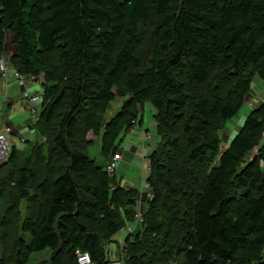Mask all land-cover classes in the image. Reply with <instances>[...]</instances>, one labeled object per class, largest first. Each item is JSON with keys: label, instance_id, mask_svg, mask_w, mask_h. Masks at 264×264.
Wrapping results in <instances>:
<instances>
[{"label": "trees", "instance_id": "1", "mask_svg": "<svg viewBox=\"0 0 264 264\" xmlns=\"http://www.w3.org/2000/svg\"><path fill=\"white\" fill-rule=\"evenodd\" d=\"M142 26L151 31L155 45L144 68ZM8 32L16 46L10 58L13 69L44 74L52 83L49 88L42 83L44 126L54 121L56 111L69 99L50 150V158L67 159L68 164L36 188V197L47 206L45 211L40 209V221L27 225L30 242H20V255L49 248L51 264H78V252L89 253L94 264L110 262L95 223L82 218L81 212L99 218L110 241L126 223L122 212L113 208L111 175L102 168H95L94 184H84L86 192L82 191L76 173L90 169L92 159L74 147V139L84 117L86 130L101 136L103 126L88 120V100L107 106L118 97L125 100L123 107L150 100L162 138L148 157L147 182L153 199L145 203L147 226L126 241L129 264H146L141 258L151 230L149 221L162 208L168 209L172 220L180 221L182 238L174 249L183 257L177 264L264 263V102L251 111L243 131L221 154L219 136L222 122L234 119L243 108L253 78L264 81V0H0V57ZM51 57L58 60L59 75ZM219 65L218 79L232 83L224 93L214 87L213 95L200 94L190 103L179 75L184 74L192 87L205 86ZM122 79L125 88L115 92ZM1 99L0 91V106ZM188 110L191 113L177 129L178 136L174 122ZM112 125L105 127L107 160L121 132L112 130ZM261 141V154L244 163ZM183 143L182 163L176 168L179 165L191 181L179 200L171 174ZM217 156L218 162L201 178L185 166L204 169L208 158ZM16 157L14 147L8 162ZM31 165L29 157L15 181L11 172L0 177V196L12 182L16 199H28L36 178ZM136 203L131 192L127 204L134 209ZM161 231L162 225H156L151 233L159 236Z\"/></svg>", "mask_w": 264, "mask_h": 264}, {"label": "rangeland", "instance_id": "2", "mask_svg": "<svg viewBox=\"0 0 264 264\" xmlns=\"http://www.w3.org/2000/svg\"><path fill=\"white\" fill-rule=\"evenodd\" d=\"M142 28L143 34L140 49L144 51V61L142 63L144 68L149 65L148 59L153 56L152 52L153 50H155V45L151 42V31L145 28V26H142ZM9 49L14 52V54H10V57L9 54H7V50ZM15 51L16 46L12 43L11 34L10 32H8L5 40L4 50L0 57V61H2V58H4L5 56H8L9 62L7 65L11 68H14L15 66L13 62H11L10 58L15 55ZM50 62L56 65V72L59 75V73L61 72V68L60 66H58L59 63L57 58L55 59L54 57H51ZM22 72H24L23 74L26 76V78H28L27 84L31 86L26 88L22 87L24 88V91L23 94L21 93V97H23L25 92H27L28 94L42 93L44 91V86L42 85V83H47L48 88L52 85V83L45 78L44 74L36 76L34 74H30L28 71L25 70H23ZM221 72L222 67L221 65H219L215 68L213 75L214 78L209 81V84L200 87L190 86L186 80L185 75L180 74V80L185 85L186 92L190 97V103H193L196 100L197 96H199L200 94L213 95L214 92H216L214 87L221 88V93H224L226 88L232 83V81H222L221 79H218ZM32 78H34V82H31ZM13 82L14 81L7 83L2 78H0L1 92L4 93L5 90L7 91L9 88L8 85ZM35 82L38 83L34 85ZM124 88L125 79H122L120 83L114 86V91L117 92L118 90H122ZM263 101L264 81H261L257 77H254L252 90L249 94L246 95L245 104L240 110L238 116L228 122H222V129L219 133L221 141L220 154L231 144V141L234 139V137L243 131L244 123L247 116L251 113V111L259 107L263 103ZM67 102H69L68 97L63 102V105L56 111L55 119L54 121H52L51 124L44 126V121H40L39 119L35 125L30 127L32 133H28L27 131H25L24 134L19 131L20 128L14 127L23 126L26 129L30 125L31 116L28 114L27 108L23 105L22 98L21 102L18 101L16 104H14V106H11L9 109H7V112L3 113L4 115L2 114V110L0 109V117L2 118L3 122L5 123L6 121H4V119H7L8 123L12 125L11 127L15 129L14 132L19 135L20 140H22V143H19L18 141L14 142L15 147L17 148L16 159L8 163H0V177L2 178L11 172L12 174H14L15 178L13 181H15L17 172L22 167L26 166L29 157H32V165L30 166V168L36 174V178L31 183L32 189L30 191L28 199H16V190L12 182L8 184V186H6V189L4 188L5 191L0 196V264H18L20 260L23 264H51L53 252L49 248L45 249L43 252L38 254H30L29 252H26L25 254L20 255L19 250L20 242H22V240L25 244H28L30 242V234L27 232V225L31 221H40L42 217L41 210L45 211L47 206L46 201L42 202L39 198L36 197V188L38 189V185L42 183L46 178L52 179L53 177L58 176V169L60 168V172H62L65 170L64 168L68 164L67 159L50 158V150L52 149V134L60 125V121L62 120L63 114L66 110L65 105ZM124 103L125 100L118 97L116 100H114L107 106L104 104H98V102L93 99H90L87 102V106L85 108L87 113L89 114V122H99L101 126H103V129L101 130V136H95L93 130H86L85 127L87 126L86 124H83L82 121H84V123H87V117H84L83 120L81 119L82 128L74 139V147H77L78 149L87 153L92 159V166L90 169L76 173L77 181L80 187L82 186V191L84 193L86 192L83 188L84 184H94V180L97 175L95 171L96 167L102 168L108 173V175H111L107 170V156L105 155L106 143L109 137V135L105 132V127L107 125H110L113 122V125L111 127L112 130L117 128H119V130L121 129L120 135L118 137V141H121V138L124 136L125 132L128 131L126 130L127 126H142V117L143 115H145L146 117H149L150 121L149 124L146 126H154L150 130H148L146 138L144 139L145 142L148 143V146L150 148L152 147V151L149 150L148 152L151 151V154L154 153L155 150H157V148L161 145L162 138L159 134V131L157 130V112L150 103V100H147L142 106L133 104L129 107H123ZM39 111L41 113L42 108H40ZM190 113V110H188V112L181 113L183 115H178V118L174 122V125L176 126L175 133L178 136L180 134V131L178 130L182 128V126L188 119V115ZM133 119L134 122H132V124L130 125L129 122L133 121ZM262 142L263 141H261V145L258 146L245 159L244 163L252 160V158H254L256 154H261L260 150L262 149ZM40 146L44 147L40 148ZM183 148L184 143L182 144L181 151L178 153V158H176L177 156L175 157L177 159L175 161L176 166L174 165L171 174L173 184H175V187H177L180 192V195L178 197L179 200L187 191L188 184L191 181V178L184 175V172L179 168V165L178 168H176L177 164L181 165L182 163V161L180 160V153H182ZM218 159L219 156L215 157L214 160L213 158L209 157L208 163L204 169H200L197 167L195 168L187 165L185 166L188 169H194V175L201 178L202 176H204L206 171H208L212 166H214L218 162ZM49 164H51L50 167ZM168 164L170 165V167H172L169 162ZM138 173L141 174V171H139ZM114 174L120 177L121 170L117 168ZM144 174L146 178L144 177L143 181L148 178V170H144L143 176ZM111 179L113 181L114 176H111ZM144 185L145 183L138 189V205H136L134 209H130L127 204V199L130 198V193L133 191L130 190V193L128 194L126 191H120L121 187L119 186V184H116V186H112L113 208L118 209L120 213L122 212L121 215H123L124 222L126 224L125 228L115 234L112 237L111 241L109 240V238H105V226L99 218L92 219L87 213L81 212L82 218L86 220L91 219L95 223L97 228L96 233L103 242V245H105V250L109 252L110 262H107V264H129L131 250L129 249V243L126 241L128 238H131V240H133L135 239V237L126 234V227L129 224L134 223L138 213H142L144 217V225L140 232L147 226V206L145 204L147 199L146 197H142V189L144 188ZM117 187L119 189H117ZM122 189L124 190V188ZM14 203H16L15 207ZM40 203L43 204L41 208ZM13 207L14 209H12ZM182 208L184 209V207ZM124 213H126V215H124ZM149 224L151 230L148 235V239H145V253L144 257L141 258L142 262H145L146 264H177L178 261L180 262L183 257L182 253L174 249L178 238H182L180 221L172 220L170 218L168 209L162 208L160 210L159 215L155 217L152 216L150 218ZM156 225H162V231L159 233V236H154V233H151L152 229H154V226ZM136 231L138 232L139 229H137ZM122 243H125V245H122ZM255 264L264 263H260V261L257 260L255 261Z\"/></svg>", "mask_w": 264, "mask_h": 264}, {"label": "crops", "instance_id": "3", "mask_svg": "<svg viewBox=\"0 0 264 264\" xmlns=\"http://www.w3.org/2000/svg\"><path fill=\"white\" fill-rule=\"evenodd\" d=\"M7 54H9L10 57L12 54H14V52H12L11 49H9L7 50ZM9 57L5 56L4 58H2L3 60L0 61V68L4 64H8ZM37 83H34V85H36ZM8 87H9L8 88L9 91L5 90L4 93L1 92L2 99H1L0 109L2 110V114L4 112L6 113L7 109H9L11 106H14V104H16L18 101L21 102V98H22L21 93L23 94L24 91V88L20 87L17 83L14 82L9 84ZM4 121L8 123L7 119H4ZM149 122H150L149 117L143 115L142 123L144 126L143 125L135 126V127L133 126L130 130L126 131L124 134L125 137L123 136L121 138L122 142L119 141L118 144H116V148L112 151V153L109 155V158L107 160V164H108L113 158V156L118 155L121 157V161L118 166V169L121 170V176L118 177L115 174L111 175L114 176V180L112 181L111 179V183L113 184V186L119 184V186L121 188H124L125 191H130V190L133 191L132 194H134V197L136 198V202H137L136 205H138L137 198H139L138 189L148 180L147 178L146 180L143 181L144 177L146 178L145 174L143 176L144 170H148V177L150 176V161L148 157L151 154L150 152L152 151V147L150 148L148 146V143H146L144 140L146 138L148 130L154 127V126H146L149 124ZM31 126H33L32 119H30V125L26 129L23 126H14V127L20 128L19 131L24 134L25 131H27L28 133H32L30 129ZM149 150L151 151L148 152ZM139 171H141V174L138 173Z\"/></svg>", "mask_w": 264, "mask_h": 264}, {"label": "built area", "instance_id": "4", "mask_svg": "<svg viewBox=\"0 0 264 264\" xmlns=\"http://www.w3.org/2000/svg\"><path fill=\"white\" fill-rule=\"evenodd\" d=\"M0 73H1V78L7 83L14 81L20 87L26 88L31 86L27 84L28 78H26V76L21 74L19 71L12 69L7 64H4L0 68ZM33 80L34 78L31 79V82H34ZM44 95H45L44 91L42 93H36V94H28L27 92H25L22 97V103L27 108L28 114L31 116L32 125H35L40 119L41 113L39 109L42 108ZM11 126L12 125H10L9 123L6 122L4 123L2 118L0 117V163H7L9 161L12 150L15 147V143H14L15 141L22 143V140H20L19 135H17L14 132L15 129ZM263 138H264V134H263ZM120 161H121V157L115 155L113 156L111 161L107 164V170L111 175H113L116 172ZM142 197H146L147 201L153 199L151 186L148 182L145 183L144 188L142 189ZM143 225H144L143 214L138 213L134 223H131L126 227V234L135 237L140 232ZM137 229H139L138 232L136 231ZM122 245H125V243H122ZM77 260H78V264H94L90 254L87 252H78Z\"/></svg>", "mask_w": 264, "mask_h": 264}]
</instances>
